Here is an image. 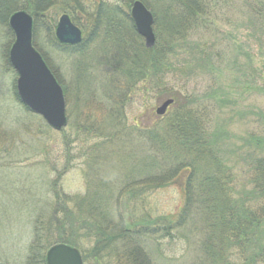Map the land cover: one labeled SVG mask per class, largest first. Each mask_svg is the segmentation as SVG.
<instances>
[{"label": "rangeland", "instance_id": "374dc122", "mask_svg": "<svg viewBox=\"0 0 264 264\" xmlns=\"http://www.w3.org/2000/svg\"><path fill=\"white\" fill-rule=\"evenodd\" d=\"M67 1L70 0H58L57 6L61 8L60 4ZM103 1L107 4L105 8L115 4L114 0ZM153 1L159 18H154L155 45L158 40L159 48L176 47L178 43L171 34L173 31H168V27L165 29L164 4L161 0ZM215 3L216 6L206 12L208 18L201 27H194L191 21L179 24L183 38L178 39L184 40L185 46L180 50L178 60L175 56L169 58L172 66L164 72L174 76L184 64L179 73L189 79L188 93L210 96L212 105L208 112L211 117L207 128L211 134L217 129L227 132L229 141L220 149L221 156L230 166L237 162L233 164L234 171L242 181L245 154L243 150L238 153V149L246 145L244 139L251 134H264V97L251 90V84L256 78L258 81L263 69L264 58L260 57L259 43L264 42V37H251L246 16L239 11L236 1L218 0ZM78 9L74 10L77 14L67 15L82 29L84 40L81 48L72 50L71 55L62 50L55 38L56 26L65 13L52 9L34 29V45L46 57L48 67L66 91L68 126L60 132L50 128L42 117L26 111L20 99H16L14 86L17 87L18 75L9 59V66L6 64L5 58L12 40L6 27L0 26V264H28L29 253L38 240L39 247L46 251V238L41 235L39 227L42 224L45 228L53 217L56 195L66 200L76 216L84 218L85 210L93 203L91 199L97 200L95 194L102 195L103 190L112 189L114 175L116 182L118 176L121 178L120 184L124 180L133 183L141 180L143 185L137 181L134 192L138 204L153 219L176 216L185 204L184 188L188 185L189 173L180 172L169 185L160 187L159 180L163 175L156 171L155 165H149L150 162L159 164L160 159L141 138L143 131L159 121L157 109L168 102L167 98L157 99L155 95L144 94L140 90L143 86L139 84L133 89L125 78L118 76L125 65L119 68L116 43L120 44L124 55L133 58L134 52H141L143 46L147 49L133 19L132 23L127 20L131 9L117 8L123 19L120 20V29L108 32L109 39L104 30L95 28L93 16L98 8L92 0H82L81 11ZM8 29L11 32L9 26ZM251 51L256 58L253 79ZM78 53L87 55L83 62H80ZM209 55L210 65L202 70L200 62L206 63ZM84 67H88L85 72ZM177 77L182 81V76ZM129 91L132 92L130 97ZM244 150L247 152L246 148ZM146 157L148 165L141 163ZM151 169L153 171L148 173ZM236 190L235 197L240 189ZM86 196L89 204L83 199ZM58 217L62 219L64 216ZM189 233L186 237L190 236ZM159 247L164 249L161 258L158 256ZM117 249L120 251V246ZM146 251L153 257L151 264L238 262L234 249L221 251L223 255L218 260H209L205 253L198 255L187 241L173 244L165 240L161 246L154 242ZM198 258L202 259L199 263ZM98 263L91 259L87 261V264ZM116 263L110 257L103 264Z\"/></svg>", "mask_w": 264, "mask_h": 264}, {"label": "trees", "instance_id": "16d2710c", "mask_svg": "<svg viewBox=\"0 0 264 264\" xmlns=\"http://www.w3.org/2000/svg\"><path fill=\"white\" fill-rule=\"evenodd\" d=\"M75 1L77 0L63 2L59 8L58 0H0V26L6 27L7 35L13 43L14 36L8 29L12 14L18 11L28 12L34 18L35 29L38 21L46 19L52 9L69 15L77 14H74L76 8H79L80 12L82 0L77 3ZM114 1L115 6L110 5V9V6L104 7L107 5L105 1L92 0L98 8L93 16L95 28L104 30L107 39L110 37L109 31L111 33V30L120 29V20L123 18L120 11H116L119 6L129 10L134 2L141 1L152 12L155 20L159 19L157 7L152 4L153 0ZM215 1L218 0H161L167 25L165 29L168 27V31H173L171 34L175 35V42L178 43L174 48H159L157 40L153 49L148 50L143 46L141 52L131 53L135 55L133 58L124 55L120 51V44L116 43L119 47L116 55L119 68L125 65V68L120 70L122 74L118 76L125 78L133 89L138 88L137 85L140 84L144 87L140 88L142 93L155 95L157 99L167 98V101L171 102L169 110L160 122L143 131L141 138L160 159L159 164L155 159V163H149L155 165L156 171L163 175L159 180L160 187L169 185L180 172L189 173L188 185L184 188L185 204L179 214L153 219L146 209L138 204V196L134 192V184L137 181L143 185L141 180H135V183L124 180L120 184L121 178L118 176L119 180L116 182V175L111 174L112 189L103 190L105 193L102 195L96 193L94 197L97 200L91 199V205L87 196L83 198L89 204L85 210L86 217L82 216L84 218L76 216L73 209L67 206L66 200L56 195L53 217L47 221L45 228L42 224L39 227L41 235L46 238V251L39 247L38 240L29 253L28 264H46L45 253L58 244L79 250L84 264H87L89 259L103 264L110 257L117 261L116 264H151L153 257L146 251L147 246L154 242L161 246L165 240L173 244L187 241L198 255L205 253L209 260H218V257L223 255L222 252L234 249L238 258L235 264H264V134H251L244 139L246 145L238 149V153L243 150L245 154L242 160L245 169L241 170L244 178L241 181L234 171L233 164L237 162H231L230 166L224 156H221L220 149L229 141L227 132L225 129H217L211 134L207 128L211 117L208 112L209 106L212 105L210 96L188 93L186 85L189 79L179 73L184 64L174 76L168 74V71L164 72V69L172 66L169 58L175 56L178 60L180 50L185 46L184 40L178 39L183 35L179 32L182 29L179 24L191 21L194 27H201L208 18V9L216 6ZM235 1L239 11L246 16L251 37H264V0H228L231 3ZM159 13L162 16L161 10ZM127 18L132 23L131 16L127 15ZM53 21L54 25L55 20ZM116 22H119L118 26ZM259 44L260 57L263 59L264 42ZM63 48L69 55L74 50L67 46ZM9 50L8 48L5 53L7 65ZM205 60L206 63L200 62L202 70L210 65V55ZM255 63L256 58L251 51V79L255 76L252 73ZM262 66L260 78L258 81L256 78L257 82L251 84V90L254 89L256 95L264 97V62ZM178 75L182 76V81H178ZM55 76L58 79L56 74ZM169 76L171 77L168 78ZM173 78H176V81ZM130 93L132 92L129 91L128 97ZM14 94L19 100L16 86ZM146 161L147 157L141 163ZM152 169L148 173L153 171ZM99 187H102V184H99ZM237 188L240 191L235 197ZM62 215L64 217L60 219L58 216ZM187 233L189 237H186ZM163 250L159 247V258L164 256ZM201 261L202 259L198 258L197 263Z\"/></svg>", "mask_w": 264, "mask_h": 264}, {"label": "water", "instance_id": "95a60500", "mask_svg": "<svg viewBox=\"0 0 264 264\" xmlns=\"http://www.w3.org/2000/svg\"><path fill=\"white\" fill-rule=\"evenodd\" d=\"M131 16L137 32L145 39L146 47L153 48L156 37L152 13L142 2L137 1L132 6ZM9 28L15 37L9 51V63L18 75L17 93L20 101L31 112L41 116L50 128L62 131L68 126L64 91L34 47L33 17L25 11L16 12L9 19ZM56 38L61 44L73 46L82 42V33L68 15H63L56 29ZM46 264L84 263L77 249L59 244L47 252Z\"/></svg>", "mask_w": 264, "mask_h": 264}, {"label": "flooded vegetation", "instance_id": "af4514ba", "mask_svg": "<svg viewBox=\"0 0 264 264\" xmlns=\"http://www.w3.org/2000/svg\"><path fill=\"white\" fill-rule=\"evenodd\" d=\"M71 21H72V23L76 26V27H78L79 29H80V31H81V33H82V42L80 43V44H78V45H64V44H61L58 40H57V38H56V29H57V26H58V24H57V26H56V29H55V38H56V41H57V43L60 45V47L62 48V50H64V48H63V46H67V47H70V48H73L74 50L75 49H78V48H81V46H82V44H83V40H84V36H83V31H82V29L77 25V23H75L72 19H71ZM134 26V25H133ZM135 27V26H134ZM136 31H137V29H136ZM138 33V32H137ZM143 40V39H142ZM66 52H68L67 50H65ZM91 53H94V52H91ZM78 55H80V57H79V59L80 60H82V61H80V62H83L84 61V57H86L85 55H84V53L83 54H80V53H78ZM43 57H44V59H45V61L47 60L46 59V57L43 55ZM78 59V60H79ZM47 62V61H46ZM84 66H86V65H84ZM85 68H88V67H84L83 68V71L85 72ZM62 85V84H61ZM160 108H158L157 109V111L159 110ZM169 110V109H168ZM167 110V111H168ZM162 118V116H158V120H160Z\"/></svg>", "mask_w": 264, "mask_h": 264}]
</instances>
